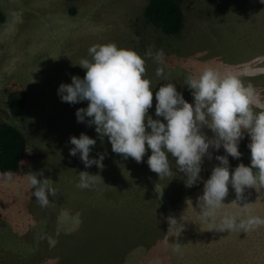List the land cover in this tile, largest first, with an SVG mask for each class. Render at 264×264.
<instances>
[{"label": "rangeland", "instance_id": "1", "mask_svg": "<svg viewBox=\"0 0 264 264\" xmlns=\"http://www.w3.org/2000/svg\"><path fill=\"white\" fill-rule=\"evenodd\" d=\"M177 1L183 27L167 34L145 20L148 0H0V124L14 125L27 141L12 179L0 175V264H264V226L219 231L199 217L198 198L220 163L216 157L228 156L230 171L250 166L246 131L238 159L223 146L210 147L200 179L187 187L171 154L172 176L160 179L147 163L151 149L139 163L114 153L108 137L101 142L95 125H88L90 118L78 121L77 109L89 102L70 104L58 94L62 83L86 75L79 63L91 59L92 45L114 42L142 55L149 47L153 54L163 49V64L146 61L155 86L153 119L163 120L155 115V92L166 83L155 75L157 67L193 104L186 78L208 66L239 74L264 102V0ZM15 89L26 93L22 108L9 104ZM202 131L215 137L207 126ZM81 133L96 139L90 158L104 154L102 169L70 155V139ZM41 171L38 178L51 179L58 190L47 207L38 204L28 181ZM81 171L102 179L78 188ZM244 196L236 202L229 185L224 211L244 215L241 206L250 203L251 214L264 217V188H246Z\"/></svg>", "mask_w": 264, "mask_h": 264}, {"label": "clouds", "instance_id": "2", "mask_svg": "<svg viewBox=\"0 0 264 264\" xmlns=\"http://www.w3.org/2000/svg\"><path fill=\"white\" fill-rule=\"evenodd\" d=\"M88 53L91 59L85 58L79 63L87 70L86 75L73 76L71 83H62L58 89L64 102H89L87 108L77 109L79 122L90 118L87 123L95 125L101 142L108 137L112 151L125 159L131 157L142 162L147 149H151L147 163L160 179L172 176L171 154L176 169L187 177V187L200 179L204 157L211 158L210 147L219 150L223 146L228 155L238 159L241 156L239 142L246 131L251 137L250 166L240 163L230 171L228 156H217L220 163L204 182L203 194L198 198L199 217L201 223L218 224L210 229L219 231L247 233L264 226V217L251 214L250 203L241 206L244 215L224 211L229 185L235 190L236 202L245 200L246 188H264V102L251 83L246 84L235 72L205 67L185 81L193 90V104L165 75L164 67H157L155 75L166 83L155 92V115L163 120L153 119L149 109L153 105L155 86L147 75L146 61L154 59L158 65L163 64V49L153 54L149 47L142 55L134 48L110 42L92 45ZM205 126L215 133L214 138L210 139L202 131ZM70 143L74 145L70 155L79 153L86 167L93 164L104 167V154L98 159L90 158L96 139L81 133L79 137L72 136ZM4 175L12 179L10 172ZM39 176H43V171L30 173L28 181L38 204L47 207L49 197H56L58 190L51 179L41 180ZM101 179L99 175L81 171L76 186L90 188Z\"/></svg>", "mask_w": 264, "mask_h": 264}, {"label": "trees", "instance_id": "3", "mask_svg": "<svg viewBox=\"0 0 264 264\" xmlns=\"http://www.w3.org/2000/svg\"><path fill=\"white\" fill-rule=\"evenodd\" d=\"M75 8H70L74 13ZM147 22L167 34H178L183 27V12L177 0H148L144 8ZM14 97V98H13ZM26 93L15 89L9 104L22 108ZM27 153V141L20 129L9 123L0 124V175L19 170Z\"/></svg>", "mask_w": 264, "mask_h": 264}, {"label": "crops", "instance_id": "4", "mask_svg": "<svg viewBox=\"0 0 264 264\" xmlns=\"http://www.w3.org/2000/svg\"><path fill=\"white\" fill-rule=\"evenodd\" d=\"M183 18H184V17H183ZM100 175H102V174H100ZM95 184H98V183H95ZM124 184H125V182L123 183L122 181L119 180V187H123ZM113 194H114V193H113Z\"/></svg>", "mask_w": 264, "mask_h": 264}]
</instances>
